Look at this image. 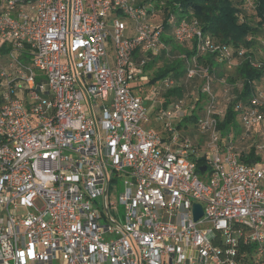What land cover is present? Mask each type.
<instances>
[{"label": "built area", "instance_id": "obj_1", "mask_svg": "<svg viewBox=\"0 0 264 264\" xmlns=\"http://www.w3.org/2000/svg\"><path fill=\"white\" fill-rule=\"evenodd\" d=\"M161 13L193 56L165 43ZM175 17L134 0H0V264H264V162H241L234 134L218 130L224 111L199 59L232 51ZM162 56L202 79L189 114L203 97V153L171 122L186 96L163 103L162 134L147 126L148 84L180 83H152ZM236 109L249 131L264 92ZM120 181L122 222L109 199Z\"/></svg>", "mask_w": 264, "mask_h": 264}, {"label": "trees", "instance_id": "obj_2", "mask_svg": "<svg viewBox=\"0 0 264 264\" xmlns=\"http://www.w3.org/2000/svg\"><path fill=\"white\" fill-rule=\"evenodd\" d=\"M134 1L138 4L154 3L157 10L163 9L164 12L170 11L173 13L176 16L175 21L182 18L196 20L203 32L210 36L218 45L231 49L232 54L229 59H221L213 53L199 58L201 63L209 66L214 79L216 75L220 79L224 78L226 76L224 66L237 61L234 73L229 74L227 79H223L226 82V85L223 87L224 92L228 91L227 94L231 90L228 85L229 82L230 84L239 83L241 88L237 90L236 97L230 98L225 107L222 108L224 111L222 115L218 113L214 114V117L218 120L217 128L224 135L229 133L234 134L237 150L241 155V162L248 165L263 163L264 149L261 150L256 147L259 143L250 146L242 145V147H240L239 143L242 140H246L245 144L251 140L260 142L261 137L264 136L262 131L264 121L253 125L249 131H246V128L240 122V114L236 108L239 103H242L244 106L249 105L254 94L264 92L262 89L264 59L259 53L254 51L256 47L262 44V39L264 38V0H253L254 13L252 16L247 14L244 8V0H163L165 3L162 6H160L161 3L157 0ZM158 20L165 22L164 41L172 51L186 52L188 56L195 54V51L191 50V47H187V44L180 45L174 41L171 34L175 28V22L168 23L166 14L164 13L159 14ZM241 52L243 53L241 54ZM257 64L260 66H255ZM152 66L153 63H150L149 68ZM183 75V60H167L164 66L156 71L152 83H156L166 76H173L180 81ZM186 95V84L180 82L175 88L166 91L164 106L169 105L175 100L184 98ZM200 99H203V97H200ZM198 102L199 100L196 103ZM203 107L204 105L202 107L199 106L198 112L195 111L185 117V122H196L197 125L199 118L202 116ZM180 126L181 124H178L177 129L180 131L181 136L191 139L192 145L190 149H196L197 146L202 147L205 144V141L203 144H196L197 140L192 139L189 133H184L185 131L181 130ZM245 134H248V136H245ZM197 163L198 166L205 165L206 159L203 156L198 157Z\"/></svg>", "mask_w": 264, "mask_h": 264}, {"label": "rangeland", "instance_id": "obj_3", "mask_svg": "<svg viewBox=\"0 0 264 264\" xmlns=\"http://www.w3.org/2000/svg\"><path fill=\"white\" fill-rule=\"evenodd\" d=\"M253 0H244V8L247 11V14L249 16H252L254 13V8H253ZM255 52L259 53V55L264 59V38L262 39V44L258 47L255 48L254 50ZM174 55H180L183 54L185 52H176L174 51ZM169 60H175V59H169L165 56L159 57L155 60H152L150 63H153V66L150 68L153 72V74L150 73V77L155 76L156 71L163 67L165 62ZM237 66V61H233L232 64L229 65H225L224 66V71L226 76H224L225 79H227V76L229 74L234 73L235 69ZM183 77V76H182ZM180 79L181 83H185L186 84V88H187V95L185 98V106L183 108V112L182 114L179 116L178 119H176L175 117L172 118L171 122L173 123V125H175L177 127L178 124H181V130L185 131L184 133H189L190 137L192 139L197 140V143H204V136L199 134V132H197V125L196 122H185L184 118L187 117L190 113V109L193 106V104L195 103V101L197 100V98L199 97L201 88H202V79L197 77L194 80L191 81H186V79L183 77ZM216 78L214 79V83H213V90H214V94L216 96H218V107L219 109H222L225 107L226 103H228L229 99H233L234 97H236L237 94V90L241 88V85L239 83H231L229 82V86L231 88V90L229 91H225L224 92V85L222 83V80L224 79L222 77V79H220L217 75L215 76ZM154 86L151 83L148 84L146 93H145V98L147 99V106L150 108L148 109V120L149 123H157L162 125V128L164 126V121H159L157 119V117L155 116L158 111L160 110V108L162 107L164 100H165V90L161 89V88H156V90L154 91ZM262 89L264 90V81L262 83ZM227 94V95H226ZM226 99H225V98ZM203 105H205V100L204 99H199V102L197 103V107H202ZM154 111V113H153ZM178 120H181V122H177ZM264 127V124H263ZM263 134H264V128H263ZM246 140H242L239 145L240 147H242V145H246V146H250L252 144H257V145H264V136L261 137L260 142H255L254 140L249 141L247 144H245ZM196 150L199 153H203L205 150V146L202 145L201 146H197ZM124 189V181H120L118 184H116L115 186L112 185L111 189H110V193H109V199L112 202L116 203V207H117V212L118 215L117 217L119 218V220L122 222L123 221V216H124V206L121 205L118 201L119 199V194L122 192V190Z\"/></svg>", "mask_w": 264, "mask_h": 264}, {"label": "water", "instance_id": "obj_4", "mask_svg": "<svg viewBox=\"0 0 264 264\" xmlns=\"http://www.w3.org/2000/svg\"><path fill=\"white\" fill-rule=\"evenodd\" d=\"M206 170H207V167H206V166H202V167L199 168V171H200L201 173H205ZM193 208H194L195 220H198V219L202 216V214H203V212H202V208H201V205H199V204H195V205L193 206Z\"/></svg>", "mask_w": 264, "mask_h": 264}, {"label": "crops", "instance_id": "obj_5", "mask_svg": "<svg viewBox=\"0 0 264 264\" xmlns=\"http://www.w3.org/2000/svg\"><path fill=\"white\" fill-rule=\"evenodd\" d=\"M148 69H150V68L148 67ZM145 100H146V105H147V99L145 98ZM147 108L150 109L148 106H147ZM153 113H154V111H153ZM155 116L157 117V114ZM177 122H181V120H178ZM147 126H148V128H152V129H154L155 131H157L160 134L163 133V128H162V125H160V124L149 123Z\"/></svg>", "mask_w": 264, "mask_h": 264}]
</instances>
